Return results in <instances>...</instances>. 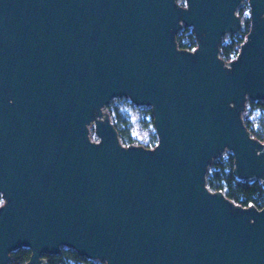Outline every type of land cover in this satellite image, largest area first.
Returning a JSON list of instances; mask_svg holds the SVG:
<instances>
[{
	"label": "water",
	"instance_id": "95a60500",
	"mask_svg": "<svg viewBox=\"0 0 264 264\" xmlns=\"http://www.w3.org/2000/svg\"><path fill=\"white\" fill-rule=\"evenodd\" d=\"M241 2L0 0V264L61 247L104 264H264V207L206 184L229 150L232 174L264 185L241 116L264 101V0H247L238 54L219 56ZM121 97L149 106L155 145L121 144L103 112Z\"/></svg>",
	"mask_w": 264,
	"mask_h": 264
},
{
	"label": "trees",
	"instance_id": "16d2710c",
	"mask_svg": "<svg viewBox=\"0 0 264 264\" xmlns=\"http://www.w3.org/2000/svg\"><path fill=\"white\" fill-rule=\"evenodd\" d=\"M240 13H242V9H240ZM248 30L249 18H246L244 28L240 31V35L238 37H234L233 35L230 41L220 44L219 56L223 61L229 62L233 59V56L238 54L239 47L245 40ZM176 42L180 49L193 50L196 42L192 29L187 34L180 33L177 35ZM247 102L252 106H264V101L260 100H248ZM148 112L152 120L151 110ZM108 114L112 115V111ZM115 121L112 123L117 130L119 138L124 140L128 145L132 144V138L129 136L127 128H120L116 117ZM245 126L254 138L264 143V115L257 120L258 129L256 131L250 130L246 122ZM210 168L207 172L206 184L211 191L222 192L227 199L242 207L254 206L257 209L264 207V185L258 180L246 181L235 177L232 174L233 157L231 154L224 160H214ZM29 256L30 250L28 248H19L10 253V259L7 264H25ZM43 257L47 260V264H104L80 256L70 248H62L57 254H44Z\"/></svg>",
	"mask_w": 264,
	"mask_h": 264
},
{
	"label": "rangeland",
	"instance_id": "374dc122",
	"mask_svg": "<svg viewBox=\"0 0 264 264\" xmlns=\"http://www.w3.org/2000/svg\"><path fill=\"white\" fill-rule=\"evenodd\" d=\"M177 3L180 5L184 3V0H177ZM240 9H242V13H240ZM237 14L241 19V30L244 28V21L249 17V6L247 0H242L239 7L236 10ZM240 30V31H241ZM191 31L190 27H186L184 25L181 26L178 34L183 33L187 34ZM240 31L238 33H228L225 34L221 43H226L230 41L234 37H238L240 35ZM176 35V36H177ZM150 108L149 106H136L127 98H114L108 102V104L103 108V112L109 113L112 111V115L110 116L111 122H116L119 124V127L122 129H126L129 133V136L132 138V144H149L155 145L157 142L154 126L151 120V116L149 114ZM264 115V106H252L248 102L245 104V109L242 112V119L245 124L248 123L249 129L252 131H256L258 129L257 120ZM89 138L90 140H98L96 135L94 134L93 125L89 127ZM121 144H127L124 140L120 139ZM231 154L229 150H225L222 152L218 159H226L228 155ZM213 160V161H214ZM211 168L209 167L208 171ZM1 200V197H0ZM65 248V247H61Z\"/></svg>",
	"mask_w": 264,
	"mask_h": 264
},
{
	"label": "built area",
	"instance_id": "2783aa9c",
	"mask_svg": "<svg viewBox=\"0 0 264 264\" xmlns=\"http://www.w3.org/2000/svg\"><path fill=\"white\" fill-rule=\"evenodd\" d=\"M180 5H184V3H181ZM234 57V56H233ZM231 61V60H230ZM225 62V61H224ZM227 63V62H225ZM3 203L2 199L0 200V205Z\"/></svg>",
	"mask_w": 264,
	"mask_h": 264
}]
</instances>
